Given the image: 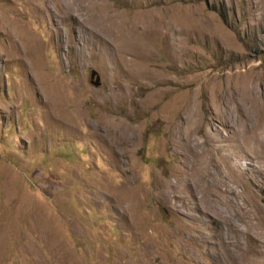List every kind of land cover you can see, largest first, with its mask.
<instances>
[{"label": "rangeland", "instance_id": "1", "mask_svg": "<svg viewBox=\"0 0 264 264\" xmlns=\"http://www.w3.org/2000/svg\"><path fill=\"white\" fill-rule=\"evenodd\" d=\"M0 264H264V0H0Z\"/></svg>", "mask_w": 264, "mask_h": 264}, {"label": "water", "instance_id": "2", "mask_svg": "<svg viewBox=\"0 0 264 264\" xmlns=\"http://www.w3.org/2000/svg\"><path fill=\"white\" fill-rule=\"evenodd\" d=\"M93 77H95V80H93ZM90 78H91V83L94 85V86H99L100 85V76L98 74V72L94 69L91 70L90 72Z\"/></svg>", "mask_w": 264, "mask_h": 264}]
</instances>
